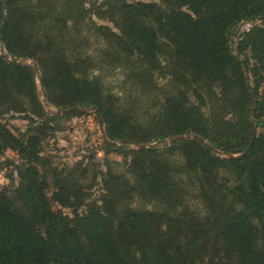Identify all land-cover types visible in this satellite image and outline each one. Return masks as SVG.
<instances>
[{
    "label": "trees",
    "instance_id": "trees-1",
    "mask_svg": "<svg viewBox=\"0 0 264 264\" xmlns=\"http://www.w3.org/2000/svg\"><path fill=\"white\" fill-rule=\"evenodd\" d=\"M84 2L58 7L57 0H0L5 54L0 53V118L28 108L45 115L34 68L18 60L33 59L48 105L91 107L109 140L129 141L104 142L108 150L186 133L204 142L188 138L137 149L129 169L134 184L124 175L104 173L102 204L91 202L78 213L86 193L45 162V126L36 124L15 137L0 122V153L16 149L23 160L15 189H0V264H264V130L246 157L224 156L249 144L254 107L255 126H264V0H102L88 7ZM93 14L117 29L96 27L108 56L126 60L139 72L133 78L139 87L161 94L151 121L131 105L118 106L120 98L84 69L87 61L67 54L63 40L69 25L77 27ZM258 18L238 41L246 74L232 39L239 25ZM55 26L60 40L52 37ZM159 80H166L169 90L158 86ZM183 175L195 181V193L183 184ZM50 180L55 187L50 199L74 207L72 216L52 209L44 193ZM138 197L162 209L133 207L131 200ZM188 197L200 200L206 215L200 222L197 213L188 214L192 220L185 227L191 231L173 235L171 216ZM212 233L217 251L209 256L203 240Z\"/></svg>",
    "mask_w": 264,
    "mask_h": 264
},
{
    "label": "rangeland",
    "instance_id": "rangeland-1",
    "mask_svg": "<svg viewBox=\"0 0 264 264\" xmlns=\"http://www.w3.org/2000/svg\"><path fill=\"white\" fill-rule=\"evenodd\" d=\"M36 0H33L35 2ZM70 0H57V6H66ZM102 0H85L84 6L88 7L92 3H97ZM130 2L138 0H128ZM145 2L160 3V0H141ZM92 19L86 18L83 24L77 25V27H71L69 25L68 33L65 35L64 46L67 48V54L69 57L76 59H85L87 65H84V69L88 73L97 75L100 81L103 83V90L107 93H113L120 98V104L133 106L132 108L139 114L144 120L151 121L156 115L157 107L155 105L160 103L161 94L151 90L146 86H138V82L135 83L133 78L134 74H138L131 68L126 60L120 61V59H113L107 43L104 38L97 32V25H107L113 30L117 31L114 23L107 19H101L97 15L93 14ZM259 18L255 21H249L242 23L235 30V35L232 39V48L235 50L236 41H239L240 34L247 31L251 26L258 24ZM59 27L55 26L52 31V37L56 40H60L58 37ZM1 42V41H0ZM2 49V43H0ZM3 50V49H2ZM34 62L37 65V69L34 67L35 75V88L36 94L45 110V115L38 116L31 112L28 108L25 112H7L2 114L0 122L6 127V129L15 137H19L26 129L35 126L36 124H43L45 129L41 137V154L47 162L53 168H56L63 176L70 181L72 186L76 183L77 187H83L86 196L82 198L77 207V212H85L88 204L95 202L102 204V201L106 195L103 186V174L110 173L111 175L118 177L124 175L126 179L133 185L135 177L129 172L132 168L131 162L137 149H140L135 144L123 147L120 150L106 149L104 146V140L102 138L97 119L95 115L87 110H77L65 115H54L48 111V109H60L54 105H48L46 100V92L42 85V75L38 63L33 59L20 60ZM26 65V64H25ZM38 75L41 78V86L38 83ZM158 86H162L164 90H169L170 85L166 80H159ZM42 87V89H41ZM43 90V91H42ZM261 90H264V81L261 83ZM45 94V100L43 97ZM46 104V105H44ZM83 106V105H78ZM104 125V123H103ZM105 129V125H104ZM264 130V126H256V134ZM106 132V130H105ZM107 136V135H106ZM169 139V138H166ZM116 141V140H115ZM159 141V140H158ZM158 141H152L145 144L150 145L144 148H154L170 146L172 144L158 143ZM179 142V141H177ZM175 142V143H177ZM122 143L112 144L120 146ZM174 144V143H173ZM238 154V153H236ZM227 157V155H224ZM23 163L16 149L7 148L0 153V189L8 188L14 190L19 182V165ZM183 184H187V187L196 192L197 185L194 182L189 181L184 175ZM50 182V186L44 189L45 196L50 200L53 210L60 209L63 213L72 216L74 213V207H63L62 205L52 201L51 195L55 187ZM191 183L194 185H191ZM74 187V186H73ZM135 199V198H134ZM131 200L133 207H149L150 209L160 210L155 208L156 203L142 200L140 197ZM127 202V200L125 199ZM128 201H130L128 199ZM143 203V205H142ZM185 206L187 209H184ZM180 206L175 213L172 214V219L175 225L172 226L169 233L173 235L187 234L191 231V228L186 229V225L191 223V218H188V214L195 215L197 213L202 222L206 215L204 205L196 197H188V203ZM196 217V216H195ZM166 225V224H165ZM166 228V226H164ZM216 234L212 233L209 237L203 240L206 244L207 254L213 255L217 251ZM209 250L211 252L209 253ZM205 258H207V256Z\"/></svg>",
    "mask_w": 264,
    "mask_h": 264
},
{
    "label": "water",
    "instance_id": "water-1",
    "mask_svg": "<svg viewBox=\"0 0 264 264\" xmlns=\"http://www.w3.org/2000/svg\"><path fill=\"white\" fill-rule=\"evenodd\" d=\"M235 52L239 56V58L241 60V63H242V66H243V69H244L245 73L246 74H249V69H248V66L246 64V61H245V59L243 58V56L238 51V40L236 41ZM0 53L3 56H5V54H4V52H3V50L1 48H0ZM19 62L21 64L30 65V66L34 67L35 69H37V65L34 62H29V61H19ZM38 83L41 86V78H40V75H38ZM41 89H42V87H41ZM43 97H44V100H45V94H43ZM77 110H87V111L92 112L95 115V117L97 119V123H98L99 129H100V132H101V135H102V138H103V140L105 142L112 143V144H116V143H118V144L119 143H129V141H127V140H119V141L109 140L107 138V136H106V132H105L104 125H103V122H102V119H101L100 114L95 109H92L91 107H88V106H77V105H75V106L67 107V108L48 109V111L50 113L54 114V115H65V114H68L70 112L77 111ZM255 118H256V109L254 107L253 108V113H252L251 139H250L249 144L244 149V151H242L241 153L227 155V159H230V160H241L242 158L246 157L249 154V152H250V150L252 148L254 139H255V135H256ZM188 138H196V139L204 142V140L202 138L196 136L195 134L186 133V134H182V135H177V136L171 137L169 139L160 140V141H158V143H165V144H168L169 145V144H173V143H175L177 141H182V140H185V139H188ZM156 144H143L142 143V144H135V145L137 147H139V148H144V147H148L150 145H156Z\"/></svg>",
    "mask_w": 264,
    "mask_h": 264
}]
</instances>
